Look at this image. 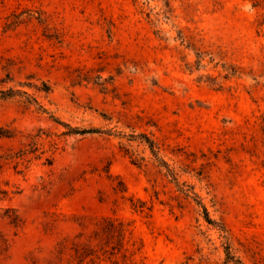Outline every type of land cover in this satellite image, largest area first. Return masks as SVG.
Returning <instances> with one entry per match:
<instances>
[{
	"label": "rangeland",
	"instance_id": "obj_1",
	"mask_svg": "<svg viewBox=\"0 0 264 264\" xmlns=\"http://www.w3.org/2000/svg\"><path fill=\"white\" fill-rule=\"evenodd\" d=\"M0 264H264V0H0Z\"/></svg>",
	"mask_w": 264,
	"mask_h": 264
},
{
	"label": "trees",
	"instance_id": "obj_2",
	"mask_svg": "<svg viewBox=\"0 0 264 264\" xmlns=\"http://www.w3.org/2000/svg\"><path fill=\"white\" fill-rule=\"evenodd\" d=\"M94 132H95V131H94ZM78 133H90V132H88V131H81V132H78ZM147 141H148V140H147ZM148 143H149L151 149L154 150V144H153L152 142H150V140H149ZM207 220L211 223V220H209V218H207Z\"/></svg>",
	"mask_w": 264,
	"mask_h": 264
}]
</instances>
